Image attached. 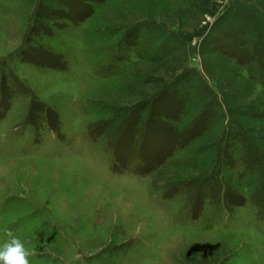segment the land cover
<instances>
[{
  "label": "rangeland",
  "instance_id": "obj_1",
  "mask_svg": "<svg viewBox=\"0 0 264 264\" xmlns=\"http://www.w3.org/2000/svg\"><path fill=\"white\" fill-rule=\"evenodd\" d=\"M31 264H264V0H0V240Z\"/></svg>",
  "mask_w": 264,
  "mask_h": 264
},
{
  "label": "clouds",
  "instance_id": "obj_2",
  "mask_svg": "<svg viewBox=\"0 0 264 264\" xmlns=\"http://www.w3.org/2000/svg\"><path fill=\"white\" fill-rule=\"evenodd\" d=\"M3 236L0 240V264H31L30 256L34 253L25 242L9 228L3 230Z\"/></svg>",
  "mask_w": 264,
  "mask_h": 264
}]
</instances>
